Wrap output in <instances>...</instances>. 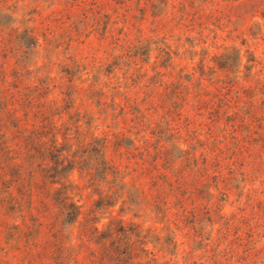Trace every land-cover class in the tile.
Instances as JSON below:
<instances>
[{
	"label": "rangeland",
	"instance_id": "1",
	"mask_svg": "<svg viewBox=\"0 0 264 264\" xmlns=\"http://www.w3.org/2000/svg\"><path fill=\"white\" fill-rule=\"evenodd\" d=\"M96 1L97 8L94 9L101 15L106 14L102 19L109 20V24L115 22L103 45L100 42L103 30L83 36L84 44L69 45L72 22L90 15L88 5L84 3L77 5L78 2L73 0H0V4L8 6L6 12L12 13V17L3 19L4 22L13 21L12 26L19 27L18 31L25 26L33 28L40 43V46L28 45L23 42L25 39L17 43L13 33L0 31V82L4 81L6 88L14 92L23 88L34 96L48 92V97L41 98V104L31 110V122L59 111L80 112L82 120L89 119L90 132L94 130V135L108 140V158L117 159L119 150L123 152L130 146V140L125 138L119 149L115 136L128 137L142 129L138 137L145 135L149 143L156 142L157 131L166 127L162 122L163 106L170 103L168 92L172 85L183 84L180 89L184 100L179 104L182 106L186 102L185 107L195 125L201 122L199 101L193 93L200 69L204 84L217 86L220 83H216L217 80L228 73L219 64H230L239 53L244 64L246 51H249V55L260 63L254 70L263 68L264 74V17L260 15L261 11L264 12V0H154L156 8L144 4L146 0ZM47 34L49 39H45ZM112 39L113 43L110 42ZM67 57L77 58L88 70L94 63L114 62L116 68L109 75L96 72L94 68L89 81L74 82V90L67 81V74L62 71V65L71 64ZM235 64L233 62L232 69ZM240 70L243 75L244 68ZM191 73L194 77L189 83L186 76ZM86 75L84 73L83 78ZM48 76L53 78L48 80ZM262 80L264 82V77ZM242 84L249 85L240 80L238 86ZM46 85L47 90H42L41 87ZM65 91L76 92L72 109L61 100ZM56 97L60 102L55 105L53 100ZM129 101L148 114L147 118L141 116L142 121L136 119L142 122L138 125L130 122L133 115L122 117L120 106ZM100 102L103 104L98 106ZM63 114L68 123H73L74 117ZM238 114L242 115V112ZM202 128V136H205L207 127ZM131 136H135L134 133ZM180 136L193 148L197 145L192 139L193 134L188 135L185 129ZM221 140L222 167L212 165L208 171L191 172L187 176L188 182L201 189V195H206L202 200L210 206L208 215L211 221L217 222L214 228L224 222L230 223L228 232L213 231L210 234L208 246L198 245L192 239L188 219L175 224L173 216L169 220L164 218L165 212L154 216L138 212L136 208L121 213L120 201L112 213L111 208L97 209L95 201L100 195L86 187L84 169L76 167L72 179L77 184L76 199L80 198L82 208L78 220L72 224V233L69 235L70 229L61 225L60 210L51 198L35 203L36 212L43 216L40 220L28 212L20 214L12 210L7 220L12 222L13 218L22 231L19 236H10L9 230L2 232L0 259L3 264H117L112 260L115 255L108 246H101L102 241L100 245L96 244L92 241L100 239L90 240V236L85 235L90 234L87 227L100 219L98 227L102 230L109 231L105 227L107 224H111L112 231L120 225L132 229V234L117 236L119 233H116L115 236L134 248L141 264H264V139L253 141L249 148L236 152V155H233L236 146L231 139L221 137ZM234 160L236 164H232ZM208 189L212 196L206 194ZM215 205L223 206V209L220 211ZM197 212L198 218H203L202 210ZM122 214L125 215L121 223L118 219ZM208 224H203L205 236L209 233ZM235 231L243 237L252 234L251 241L239 245L233 238ZM73 237L74 247L71 248L67 242ZM218 242L221 243L219 247ZM145 244L149 249L147 253L140 250ZM225 246L227 249L223 251Z\"/></svg>",
	"mask_w": 264,
	"mask_h": 264
},
{
	"label": "trees",
	"instance_id": "2",
	"mask_svg": "<svg viewBox=\"0 0 264 264\" xmlns=\"http://www.w3.org/2000/svg\"><path fill=\"white\" fill-rule=\"evenodd\" d=\"M73 1H77V5L80 3L88 5L87 10L90 15L87 14L84 19L72 22L69 45L79 42L84 44L83 36L88 37L92 32L99 30H103L100 37L101 45L106 43L108 33L111 32L115 22L109 24V20L102 19L106 14L101 15L94 9L97 8L96 0ZM119 1L121 0L117 2ZM144 4L156 8L154 0H146ZM8 9L5 4H0V31L13 33L17 43L25 39L23 42L28 45L40 46L33 28L25 26L18 31L19 27L12 26L13 21L4 22L5 17H12V13L6 12ZM260 15L264 17V12L261 11ZM45 37V39L50 38L48 34ZM113 41L114 39L110 42L113 43ZM246 53L247 59L244 64H242L240 53L230 60V64H219V67L227 69L228 73L224 78L217 80L216 83L220 82L217 86L204 84L205 78L200 69L196 83L193 84V93L199 101L198 115L202 119L201 122L195 125L189 110L185 107L186 102L182 106L179 104V101L184 100L183 91L180 89L183 84L172 85L168 92L170 103L168 106H163L165 110L162 122L166 127L157 131L156 142L149 143L145 135L138 137L142 129L130 132L128 137L115 136L119 149L123 147L121 144L123 139L130 140L129 148L123 152L119 150L117 159L108 158V140L94 135V130L90 132L89 119L82 120L80 112L59 111L52 115L45 114L31 122V110L41 104V98L48 97V92H42V95L38 93L36 96L26 88L14 92L6 88L4 81H1L0 240L5 230H9L10 236H19L22 231L13 218H11L12 222H8L7 218L11 217L10 211H17L20 214L28 212L31 217L40 220L43 216L36 212L35 203H41L50 198L57 204L61 214V225L70 229L68 233L70 235L72 224L78 220L82 208V204H79L80 198L76 199L77 184L72 179V173L76 167L80 170L84 169V177L87 179L86 187L100 195L95 201L97 209L111 208L110 213H112L120 201L121 213H124L125 209L132 211L136 208L138 212H147L154 216L165 212L164 218L169 220L173 216L175 224L183 223L188 219L192 239L198 245L205 244V247L208 246L211 240L210 234L213 231L228 232L229 222L214 228L217 222L211 221L208 215L211 212L210 206L202 200L206 195H201L203 193L201 189L193 187L188 182L187 176L191 172L199 174L208 171L212 165L222 167L220 163L224 158L220 146L221 137L223 140L231 139L232 144L236 146H234L236 150L233 155L249 148L253 141L259 142L264 139L263 68L254 70L260 63L253 55H249V51ZM67 59L71 64L62 65V71L67 74V81L74 90V82L89 81L90 72L94 68L96 72H103V75L111 74L116 68L113 66L114 62L94 63L88 70L77 58L67 57ZM233 62L236 63L234 69H232ZM241 67L245 70L243 75H240ZM84 73L87 74L85 78H83ZM193 77L194 73H191L186 76V80L192 83L190 81ZM52 78L48 76V80ZM240 80L249 85L238 86ZM252 80L255 83H251ZM47 87L46 85L41 89L47 90ZM166 88L168 89V86ZM75 94L74 91H65L61 99L68 109L74 107ZM58 102L60 101L56 97L53 103L56 105ZM100 104L103 102H100L98 106ZM58 108L59 106L55 110ZM120 108L122 117L133 115L130 119L133 125L142 123L139 122L142 121V117H148V114L142 112L135 102H125ZM240 111L242 115L238 114ZM63 113H69L70 118L74 117L73 123H68ZM254 122L256 128L253 125ZM202 126L207 127L205 136H202ZM83 127H86V130ZM217 128L218 131L215 132ZM62 129L64 131H61ZM182 129H185L188 135L193 134L192 139L194 144H197L194 148L187 139L180 136ZM133 133L135 136H131ZM150 156L153 157L149 161ZM232 164H236V161L234 160ZM206 194L212 196L210 189L206 191ZM215 206L220 211L223 209V206ZM197 210H202L203 218H198ZM124 215L122 214L118 219L119 222H123ZM99 222L100 219L93 221L92 225L87 227L90 234L87 232L85 235L90 236V240L100 239L92 241L96 244L100 245L102 241L101 246H108L112 255H115L112 260L114 262L116 260L117 264H141L134 254V248L127 246L117 237L127 233L132 234V229L120 225L112 231L111 224H107L106 229L111 231L109 235V231L98 227ZM204 222H208L210 226L208 236H205ZM116 233L119 234L115 236ZM236 233L237 231L234 232ZM251 236L252 234L249 233L246 237L236 234L233 238L240 245L244 241L250 242ZM72 239L74 237L67 242L71 248L74 247ZM220 244L218 242L217 247ZM226 249L225 246L223 251ZM140 250L149 252L148 245L145 244ZM206 251L207 249H204V252ZM0 264H3L2 259ZM214 264H232V262H215Z\"/></svg>",
	"mask_w": 264,
	"mask_h": 264
}]
</instances>
